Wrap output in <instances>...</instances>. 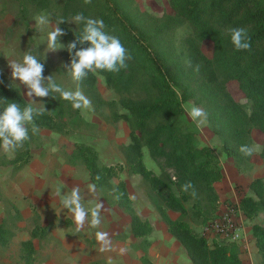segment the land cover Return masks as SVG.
Instances as JSON below:
<instances>
[{
  "label": "trees",
  "instance_id": "trees-1",
  "mask_svg": "<svg viewBox=\"0 0 264 264\" xmlns=\"http://www.w3.org/2000/svg\"><path fill=\"white\" fill-rule=\"evenodd\" d=\"M131 3L132 0H91L90 4H85V0H66L57 18L67 21L82 13L102 19L105 31L121 40L132 59L127 61L126 70L101 72L99 76L119 93H145L142 98H127L121 102L124 110L121 118L130 125V143L124 149V163L99 167L94 151L81 147L90 181L107 200L130 216L132 236L143 238L151 233V225L133 210L125 184L111 183L112 177L123 170L138 174L158 197L155 207L167 231L180 242L192 264H242L237 244L201 237L187 220L190 202L191 208L205 220L204 225L222 213L218 209L219 197L214 184L220 182L223 175L213 149L195 146L193 133L183 131L179 123L185 113L183 104L197 96L207 113L210 130L220 140L221 151L239 162L250 157L238 149L241 145L251 146L252 129L264 135V0H169L173 15L163 20L132 10ZM184 25L190 29V38L185 50L177 53L172 35ZM60 27L67 33L61 38L68 43L81 34L83 24L76 30L68 27L67 22ZM232 28L247 29L250 50H234L227 32ZM204 41L213 45L211 58L199 53ZM80 47L78 45L76 50ZM67 59L70 63L71 59ZM229 82H236L251 103L250 114L228 92ZM93 93L86 90L87 96L96 98ZM0 98L17 102L21 109L27 106L3 73H0ZM34 123L61 130L60 123L47 113L34 117ZM29 135H32L31 125ZM24 146L27 148V142ZM143 149L160 164L159 175L145 166ZM30 157L28 151L23 153L16 159L15 168H23ZM168 171L174 172V180ZM187 182L193 184L195 198L189 194L191 190L182 191ZM248 188L251 195L242 197L236 208L245 219L253 221L264 213V178H254ZM201 197L207 203L205 207L199 204ZM167 210L178 212L180 217L171 219ZM251 234L264 262V224H253ZM4 239L5 230L0 225V241Z\"/></svg>",
  "mask_w": 264,
  "mask_h": 264
},
{
  "label": "rangeland",
  "instance_id": "rangeland-1",
  "mask_svg": "<svg viewBox=\"0 0 264 264\" xmlns=\"http://www.w3.org/2000/svg\"><path fill=\"white\" fill-rule=\"evenodd\" d=\"M64 1L0 0V73L26 105L29 102L27 89L12 79L8 64L13 60L22 61L25 52L42 59L41 53H45V40L51 29H38L34 18L42 13L49 14L54 26ZM130 7L161 20L173 15L169 0H132ZM73 17L67 18L66 22L68 27L76 30L81 24L71 23ZM189 38L190 29L186 25L174 31L172 44L177 53L185 50ZM60 42L67 44L62 38ZM212 52L210 41H204L199 47V53L207 58L212 57ZM67 57L70 58L67 50L47 52L43 75H53L58 84L74 91L77 84L68 73L70 63ZM183 59L187 63L186 58ZM79 88L91 101L92 110L85 113L73 109L71 103L58 94H52L54 99L47 97L40 101L36 98L38 103L45 104L46 113L60 123L61 130L37 126L39 132L30 135L27 148L24 146L15 153H6L0 148V225L5 230V239L0 241V264H192L180 242L167 231L155 207L159 199L141 176L123 170L112 177L111 183L125 184L133 210L141 220L151 225V233L143 238L132 236L128 214L107 200L97 188L95 192L88 188L92 183L83 163L81 147L94 151L99 167L124 163V149L130 143V125L121 118L124 113L121 102L127 98H142L145 93H119L106 85L104 77L91 73L79 83ZM86 90L94 92L96 98L95 95L87 96ZM227 90L250 114L251 103L237 83L229 82ZM185 105L202 109L203 106L197 96L185 102V113L179 125L183 131L193 133L195 146L210 147L218 158L223 175L222 180L214 184L219 197L218 209L224 212L236 208L242 197L251 195L249 183L254 178H264V135L252 129L253 155L246 161H236L221 151L220 140L212 133L207 121L197 127L187 115ZM26 151L31 156L29 163L21 169L15 168L16 159ZM143 161L155 174L161 173L160 164L150 158L147 149H143ZM167 174L171 180L175 179L173 171ZM76 186L81 190L86 209L95 207L97 202L104 205L100 228L86 224L84 230L76 232L72 215L62 208L56 196L57 187H62L61 194H64ZM200 199L199 204L205 207L204 198ZM191 204L187 205V220L194 232L200 235L205 220L191 208ZM235 211V220L240 228V238L236 243L242 264H264L251 234L253 224H264V213L249 221L237 208ZM167 214L173 220L180 217L176 211L167 210ZM96 231L109 234L112 242L110 251H100Z\"/></svg>",
  "mask_w": 264,
  "mask_h": 264
},
{
  "label": "clouds",
  "instance_id": "clouds-1",
  "mask_svg": "<svg viewBox=\"0 0 264 264\" xmlns=\"http://www.w3.org/2000/svg\"><path fill=\"white\" fill-rule=\"evenodd\" d=\"M90 3L91 0H85V4ZM34 21L35 27L38 29L50 28L51 30L47 33L45 40L47 47L45 53H41L42 59L25 52L22 61L13 60L8 64L12 79L18 80L27 89L26 95L29 102L26 107L21 109L17 102L0 98V104L3 105L2 110H0V148L6 153H15L29 141V125H31L32 134L39 132L34 123V117L43 115L48 111L45 109V104L43 102L38 103L36 98L43 101L47 97L54 99L52 94H58L63 100L70 102L73 109L82 110L86 113L92 110V104L79 88V83L86 79L90 73L99 75L101 72L118 73L121 70H126L127 61L132 59L121 40L105 31V24L102 19L86 18L82 13L76 14L71 23L83 24V29L79 36H75V39L66 45L60 42V38L67 34L60 27L61 24L66 23L65 20H55L53 26L52 17L42 13L35 17ZM227 32L235 51L251 49L247 29L232 28L228 29ZM85 44L88 47H83ZM78 45L81 47L76 50ZM61 50H67L71 58L68 73L71 74L72 80L77 84L74 91L65 89L58 84L53 75L47 77L43 75L46 53ZM196 70L198 71V66ZM36 105L40 107H35ZM185 108L187 115L196 123L197 127L206 123L207 113L204 109L195 105H185ZM238 150L245 156H251L255 146L241 145ZM88 188L91 192L96 191L95 184H89ZM62 189V187H57L56 196L59 198L62 208L72 215L76 232L84 230L86 224L92 228H100L102 224L101 210L104 205L97 202L95 207L88 210L84 206V197L78 186L73 187L70 191H65L64 194H61ZM189 190L191 191L189 192ZM182 191L189 192L193 198L197 196L191 182L185 183L182 186ZM119 198L117 195L116 199ZM95 236L101 245V252L111 250L112 242L107 232L96 231Z\"/></svg>",
  "mask_w": 264,
  "mask_h": 264
},
{
  "label": "built area",
  "instance_id": "built-area-1",
  "mask_svg": "<svg viewBox=\"0 0 264 264\" xmlns=\"http://www.w3.org/2000/svg\"><path fill=\"white\" fill-rule=\"evenodd\" d=\"M235 212L234 208L227 209L209 224L203 225L200 236L209 240L217 239L237 244L240 228L235 220Z\"/></svg>",
  "mask_w": 264,
  "mask_h": 264
}]
</instances>
